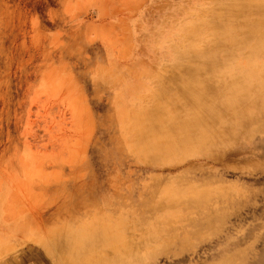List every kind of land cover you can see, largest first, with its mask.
<instances>
[{
	"label": "rangeland",
	"instance_id": "374dc122",
	"mask_svg": "<svg viewBox=\"0 0 264 264\" xmlns=\"http://www.w3.org/2000/svg\"><path fill=\"white\" fill-rule=\"evenodd\" d=\"M236 1L0 0V264H264V0Z\"/></svg>",
	"mask_w": 264,
	"mask_h": 264
},
{
	"label": "bare ground",
	"instance_id": "6f19581e",
	"mask_svg": "<svg viewBox=\"0 0 264 264\" xmlns=\"http://www.w3.org/2000/svg\"><path fill=\"white\" fill-rule=\"evenodd\" d=\"M232 1V0H231ZM234 1H236V0H234ZM230 3V7L231 8H229V9H227V10H229L228 12H226V11H224L223 13L221 12V14L222 15H224V16H226V17H233L235 14H236V16H239L238 14H240L241 12H240V9H242V7H243V0H237L236 2H233L232 4H231V2H229ZM226 8H228V7H226ZM228 13V15H225L224 13ZM232 14V15H231ZM219 20V19H218ZM235 19H233V20H231L230 22H233ZM220 21V20H219ZM249 21V20H248ZM229 22V21H228ZM235 22V21H234ZM233 22V23H234ZM243 22H245V20L243 21ZM230 24V23H229ZM230 26V25H229ZM231 26H232V24H231ZM230 26V27H231ZM250 26V25H249ZM247 24H244L243 25V27L244 28H246V30H248V29H250V27H249ZM219 27H221V26H219ZM219 27H217V28H219ZM235 28V27H234ZM229 29V28H228ZM232 29V28H231ZM230 30V29H229ZM215 31V30H214ZM232 31V30H231ZM246 32H253V31H246ZM257 32V31H256ZM220 33V32H219ZM255 33V32H254ZM241 34H243V33H241ZM216 36V35H215ZM227 36H228V34H227ZM219 37V36H218ZM239 37V36H238ZM245 37V36H244ZM263 37V36H262ZM262 37H261V39H262ZM255 38V37H254ZM221 39H223V38H221ZM242 39V38H241ZM224 40V39H223ZM254 41V40H253ZM258 41V40H257ZM256 41V42H257ZM245 42V41H244ZM256 42H255V44H256ZM258 43V42H257ZM240 44V43H239ZM243 44V43H242ZM260 44H262V41H261V43ZM259 43H258V45H260ZM205 45V44H204ZM210 45V44H209ZM244 46V45H243ZM246 46V45H245ZM254 46V45H253ZM210 47V46H209ZM251 47V46H250ZM225 48H227V47H225ZM229 48V47H228ZM257 49H259L260 48V46H259V48L258 47H256ZM251 49H253L252 47H251ZM256 49V50H257ZM201 50V49H200ZM204 50V49H203ZM250 50V49H249ZM258 51V50H257ZM260 51V50H259ZM252 53H253V51H251ZM255 52V51H254ZM251 53V54H252ZM256 53V52H255ZM254 53V54H255ZM251 56V55H250ZM253 56V55H252ZM211 60V59H210ZM197 61V60H196ZM209 61V60H208ZM207 61V62H208ZM200 62V61H199ZM206 62V61H205ZM198 63V62H197ZM197 63H195L196 65H197ZM194 64V63H193ZM203 65H204V63H202ZM202 64H198V65H202ZM206 64V63H205ZM209 64L207 63V65H205V66H208ZM211 65H213L212 63H211ZM193 66V65H192ZM214 66V65H213ZM212 66V67H213ZM215 66H216V64H215ZM201 67V66H200ZM204 67V66H203ZM190 68H191V66H190ZM195 68V67H194ZM199 68V67H198ZM202 68V67H201ZM211 68V67H210ZM216 68V67H215ZM259 69V68H258ZM197 70H199V69H196V71ZM203 70V68L201 69V74L203 73V75L205 76V77H207L208 78V76H210L211 74H209V72L211 73L212 71V69H210V71H208L209 69L208 68H206V70H205V68H204V70ZM213 70H214V67H213ZM262 70V69H261ZM194 71V70H193ZM205 71V72H204ZM256 71V68H254V70L252 71V72H255ZM264 71V70H263ZM262 71V72H263ZM252 72H250V73H252ZM260 73V72H259ZM196 74L198 75V72H196ZM256 74V75H255ZM200 75V74H199ZM203 75H201V76H203ZM253 75H255V76H259L257 73H253ZM252 75V76H253ZM261 75H264V72L261 74ZM251 76V75H250ZM183 77V76H182ZM180 80V79H179ZM244 80V79H243ZM181 81V80H180ZM201 82H204V80H202V81H200V83ZM190 85V84H189ZM196 88V87H195ZM204 90V93H206L205 92V89H203ZM210 91V90H209ZM208 91V92H209ZM200 93V92H199ZM199 93H195V94H199ZM204 93H203V95H204ZM216 93H220V92H217V90L215 91L214 89H212V91H210V93H208V97L207 98H210L209 100H207L206 101V103H208V101H212V98H218L219 96H217L216 95ZM165 94V93H164ZM196 96V95H195ZM239 96V95H238ZM240 97V96H239ZM237 97H235V100L234 99H231V98H229L230 100H231V103H233V104H235V105H237L239 108H241L240 109V111H241V114H231L230 113V110H229V113H228V110H227V115L230 117V115L232 116L233 115V119L234 120H232V122L234 121L235 122V124H238V125H240L241 123H243L244 121H246V119H245V116H244V114L246 113V111L248 110L249 111V107H242L240 104H239V101H238V99H236ZM221 105H222V103H220ZM212 104L211 103H209V105H208V107H209V109H211L212 108ZM223 107H224V103H223ZM227 108V106H225V109ZM170 113V112H169ZM156 115V114H155ZM226 115V114H225ZM223 117V116H222ZM221 120V119H220ZM225 120H226V122H227V119L225 118ZM151 121V120H150ZM162 121H164V122H166L165 120H162ZM197 121V120H196ZM196 121H194V123L196 122ZM223 121V120H222ZM225 122V123H226ZM233 122V123H234ZM155 123V122H154ZM228 123V122H227ZM148 124H150L149 122H148ZM188 124L190 125V126H193L194 125V129H195V127H197V125H196V123L195 124H193V122L192 121H187L186 123H185V125H186V127L187 128H190V126H188ZM158 125V124H157ZM196 125V126H195ZM165 127V126H164ZM222 127V126H221ZM153 127L152 126H150V129H152ZM192 128V127H191ZM190 128V129H191ZM222 128H224V126L222 127ZM221 128V129H222ZM143 129H145V128H143ZM183 129H184V127H183ZM220 129V128H219ZM147 131L149 130V129H146ZM185 130V129H184ZM144 131V130H143ZM193 133H194V131H190V132H188V133H184V137H187V136H190V135H193ZM141 134V133H140ZM177 134V133H176ZM146 135V134H145ZM154 135V134H153ZM167 137V136H166ZM166 139V138H165ZM167 139H168V137H167ZM207 139H208V137H207ZM154 140H155V138H154ZM158 140V139H157ZM212 141V140H211ZM216 141V140H215ZM148 146V145H147ZM154 146V145H153ZM87 232V231H86ZM84 233L83 234V236L82 235H78L79 237H80V244H81V251L82 252H84V251H89V250H93V249H95V248H97V246H95V245H98L99 244V241L101 240V241H104V242H102L101 244H105L106 246H110L112 243H114V242H118V240H120V239H118V237L116 236V234L114 233V232H112V233H110L109 235H108V237H105V236H103V237H101V235H99L98 236V233L100 232L99 230H92V233L91 232H88V233ZM69 237V236H68ZM95 237H96V240H94L95 239ZM100 237H101V239H100ZM116 237V238H115ZM76 238V237H75ZM81 239H82V242H81ZM98 239H99V241H98ZM65 242V241H64ZM68 241L66 242V243H62L63 245H61V246H64V248L66 249L67 247H68ZM65 244V245H64ZM57 245V244H56ZM105 245H103V246H105ZM83 246V247H82ZM58 247H60V246H58ZM63 248V249H64ZM105 248V247H104ZM57 249H59V248H57ZM62 249V248H61ZM131 250V248L129 249V247H125V251L123 252V251H120V252H116L113 248H111V246L110 247H108V249H106L105 248V251H104V254H102V256L100 257V258H98V260H100V262L102 263V259H104V260H106V264H107V262H109V263H113V264H121V263H123V262H126V261H129L130 260V257L132 256V252L130 251ZM134 250V249H133ZM137 250V249H136ZM141 251V250H140ZM136 252H139V251H136ZM137 254V253H136ZM142 258V257H141ZM229 258H231V257H229ZM94 260V259H93ZM97 260V261H98ZM139 261H143V259H138ZM95 261H96V258H95ZM104 262V261H103ZM95 263V262H94ZM94 263H92V264H94ZM97 263V262H96ZM95 263V264H96ZM90 264V263H89ZM97 264H99V263H97ZM104 264V263H103Z\"/></svg>",
	"mask_w": 264,
	"mask_h": 264
}]
</instances>
